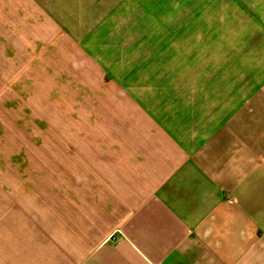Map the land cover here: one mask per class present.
Instances as JSON below:
<instances>
[{
    "label": "crops",
    "instance_id": "obj_1",
    "mask_svg": "<svg viewBox=\"0 0 264 264\" xmlns=\"http://www.w3.org/2000/svg\"><path fill=\"white\" fill-rule=\"evenodd\" d=\"M217 40L115 75L49 171L0 170V264H264V44Z\"/></svg>",
    "mask_w": 264,
    "mask_h": 264
},
{
    "label": "rangeland",
    "instance_id": "obj_2",
    "mask_svg": "<svg viewBox=\"0 0 264 264\" xmlns=\"http://www.w3.org/2000/svg\"><path fill=\"white\" fill-rule=\"evenodd\" d=\"M179 39L188 58L217 39L264 44V0H0V170L49 171L51 145L66 154L98 122L114 76L165 71L142 60Z\"/></svg>",
    "mask_w": 264,
    "mask_h": 264
}]
</instances>
